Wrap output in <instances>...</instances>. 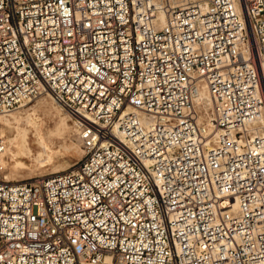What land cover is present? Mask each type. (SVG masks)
Returning <instances> with one entry per match:
<instances>
[{
	"label": "built area",
	"instance_id": "built-area-1",
	"mask_svg": "<svg viewBox=\"0 0 264 264\" xmlns=\"http://www.w3.org/2000/svg\"><path fill=\"white\" fill-rule=\"evenodd\" d=\"M42 94L83 154L0 180V264H264V0H0V114Z\"/></svg>",
	"mask_w": 264,
	"mask_h": 264
},
{
	"label": "bare ground",
	"instance_id": "bare-ground-1",
	"mask_svg": "<svg viewBox=\"0 0 264 264\" xmlns=\"http://www.w3.org/2000/svg\"><path fill=\"white\" fill-rule=\"evenodd\" d=\"M206 99V90L202 89L198 94V100L206 101ZM50 104L51 107L54 108L52 127L44 125L42 119L38 117L34 111L25 114L18 112L0 114V133L4 134L7 132L8 134L7 137L3 139L4 150L0 153V170L3 168L10 169L4 176L7 182H9L18 171L29 169L30 166L33 165L28 164L26 161L27 159L31 163H34L35 166L42 167L49 164L54 152L52 147L53 140L65 135L71 128H74L73 125L70 126L68 124L66 116L60 112L61 108L56 103L58 107L56 105L54 106L53 102H50ZM30 133H32V139L29 138ZM64 169L65 165L63 164L53 167L54 172Z\"/></svg>",
	"mask_w": 264,
	"mask_h": 264
},
{
	"label": "rangeland",
	"instance_id": "rangeland-1",
	"mask_svg": "<svg viewBox=\"0 0 264 264\" xmlns=\"http://www.w3.org/2000/svg\"><path fill=\"white\" fill-rule=\"evenodd\" d=\"M45 96V97H44ZM47 97V98H46ZM49 99V100H48ZM46 102V103H45ZM49 102V104H48ZM53 102V105L55 106L54 100L47 94H42L36 98H34L31 101L25 102L22 104L18 109L12 112H18L21 114L25 113H32L33 111L37 114L38 117L42 119L44 122V125H48L49 127H52L51 124H53L52 120L54 118V108L51 107V104ZM43 105V106H42ZM45 106V107H44ZM57 106V105H56ZM50 107V108H49ZM58 107V106H57ZM41 108V109H40ZM22 109V111H21ZM25 109V111H24ZM10 112V113H12ZM60 112L66 116L67 122L70 126H72V120L68 117V115L63 111L62 109ZM9 114V113H5ZM74 128H71L68 133L65 135L55 138L52 143L53 147V154H52V160L49 164L46 166H35L34 163H31L28 159L26 160L28 164H33L30 166L29 169L20 170L18 171L14 177L10 179L9 182H24V181H30L34 178L40 177V176H46L49 174L57 173L54 172L53 167L56 165H65V169L70 168L73 166L76 162H78L82 158V150L76 140V132ZM73 133V135H72ZM6 133H0V138L3 140L7 137ZM10 135V133H9ZM72 136V137H71ZM29 138L32 139V133L29 134ZM72 138V139H71ZM74 140V141H73ZM58 146V147H57ZM58 160V162H57ZM56 165H55V163ZM10 169H1L0 170V180L7 181V179L4 178V176L8 173ZM61 170V171H64ZM58 171V172H61ZM15 180V181H14Z\"/></svg>",
	"mask_w": 264,
	"mask_h": 264
}]
</instances>
